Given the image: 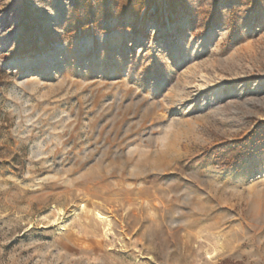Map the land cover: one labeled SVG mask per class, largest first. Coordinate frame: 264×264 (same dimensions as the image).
<instances>
[{
  "label": "rangeland",
  "instance_id": "rangeland-1",
  "mask_svg": "<svg viewBox=\"0 0 264 264\" xmlns=\"http://www.w3.org/2000/svg\"><path fill=\"white\" fill-rule=\"evenodd\" d=\"M0 264H264V0H0Z\"/></svg>",
  "mask_w": 264,
  "mask_h": 264
},
{
  "label": "trees",
  "instance_id": "trees-1",
  "mask_svg": "<svg viewBox=\"0 0 264 264\" xmlns=\"http://www.w3.org/2000/svg\"><path fill=\"white\" fill-rule=\"evenodd\" d=\"M240 152H244V150H245V152L247 153V151H246V149H244V147H240Z\"/></svg>",
  "mask_w": 264,
  "mask_h": 264
}]
</instances>
